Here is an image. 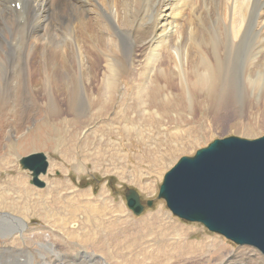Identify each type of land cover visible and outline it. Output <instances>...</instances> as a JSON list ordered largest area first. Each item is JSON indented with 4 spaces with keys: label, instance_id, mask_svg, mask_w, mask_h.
<instances>
[{
    "label": "rangeland",
    "instance_id": "rangeland-1",
    "mask_svg": "<svg viewBox=\"0 0 264 264\" xmlns=\"http://www.w3.org/2000/svg\"><path fill=\"white\" fill-rule=\"evenodd\" d=\"M9 30L5 29L1 42V73L23 71L28 57V64L40 71L36 70L31 81L34 92L22 93L32 115L23 131L25 139L6 141L0 131V264H100L93 257H100L106 264H216L220 257L229 264H264L260 251L262 255L212 234L200 224L174 217L165 202L157 199L163 176L179 158L194 155L214 139L235 136L251 140L264 136L262 110L256 100L247 107H238L236 117L215 121L210 115L207 92L189 76L193 84L197 82L192 88L193 107L185 88L182 93L173 89L172 96L166 99L163 92H153L149 108L164 105L165 109L160 125L152 126L150 120L140 118L141 110L131 105V90L122 79L115 81L118 86L114 100L102 103L100 76L107 65L100 51V56L91 53L83 58L89 72L94 68L96 72L92 73L98 72L93 91L68 90L64 95L59 92L54 99L50 91L41 92L36 87L74 81L55 77L67 67L64 54L58 52L60 42L55 43V52L45 60L39 47L33 50L30 43L21 45ZM85 43V50L89 49ZM101 46V51L109 52L106 45ZM256 46L249 43L241 50L240 71L252 65ZM126 49L125 56L129 53ZM222 53L228 55L230 49L223 46ZM125 88L129 92H124ZM9 92L0 87V102L13 96ZM242 92L244 85L234 94L239 97ZM64 96L79 107L78 116L66 114L49 121L47 108L55 104L62 108ZM172 128L189 132L182 137H168L175 133L167 132ZM36 153L43 154L48 164L46 174L38 176L42 188L34 186L32 173L19 165L22 158ZM127 189L136 190L144 205L137 216L126 206ZM147 201L150 207L145 205ZM246 250L253 253L247 254Z\"/></svg>",
    "mask_w": 264,
    "mask_h": 264
},
{
    "label": "bare ground",
    "instance_id": "bare-ground-1",
    "mask_svg": "<svg viewBox=\"0 0 264 264\" xmlns=\"http://www.w3.org/2000/svg\"><path fill=\"white\" fill-rule=\"evenodd\" d=\"M5 29H12L9 32L21 45L30 43L33 50L39 47L38 51H41L45 60L50 53L55 52V43L60 42L58 52L64 54L67 67L63 72L55 74V77L65 82L69 79L74 81L67 82V85L50 82L51 85L47 87L43 81L42 85L37 81L40 83L36 87L41 92L50 91L54 99L59 92L64 95L65 91L73 89L87 91L97 83L98 72L92 73L95 68L89 72L83 58L91 53L99 55L100 51L107 65L103 64L107 69L100 76L103 82L99 98L103 104L114 100V90L118 86L115 81L122 79L131 90V105L134 108L137 106V111L141 110L140 118L150 120L152 126H159L164 119L162 113L165 107L149 108L151 94L163 92L166 99L172 96L173 89L182 93L185 88L193 107L192 88L198 82L208 94L210 115L215 121L222 117H236L238 107H247L256 100L262 110L261 124L264 125V94L260 92L264 91V63L261 61L264 60V0H0V52L4 49L1 42L5 38ZM125 39L127 44L124 43ZM85 42L89 49L85 50ZM249 43H257V51L253 53V62L250 61L252 65L248 70L241 68L240 71L239 56L243 47ZM102 44L106 45L109 52L106 49L101 51ZM223 46L230 49L228 55L222 53ZM125 48H129L127 56L123 54ZM28 61L29 57L25 66H22L25 67L23 71L18 69L8 74L0 71V87L14 93L0 102V131L6 141L25 139L24 128L32 119L31 107L25 104L26 98L22 93L25 90L34 92L31 81L36 70L40 69H34ZM189 76L195 78L196 84L192 83ZM243 85L246 94L242 92L236 97L234 92L241 90ZM124 92L129 91L125 88ZM64 101L62 108L57 104H53L52 109L46 107L51 112H47L49 121L66 114L78 116L79 107L67 97ZM150 129L154 130V127ZM180 130L177 132L176 128L170 129L167 132L175 133L168 137H182L189 132L184 128ZM119 158L122 159V156ZM239 246H248L245 248L261 254L253 246ZM250 250L245 253H253ZM82 256L90 257L87 254ZM41 258L42 261L46 260L45 257ZM93 259L106 264L100 257ZM216 264L229 262L220 257Z\"/></svg>",
    "mask_w": 264,
    "mask_h": 264
},
{
    "label": "water",
    "instance_id": "water-1",
    "mask_svg": "<svg viewBox=\"0 0 264 264\" xmlns=\"http://www.w3.org/2000/svg\"><path fill=\"white\" fill-rule=\"evenodd\" d=\"M19 165L32 173L34 186L43 187L38 180L48 166L43 154L22 158ZM124 199L134 215L141 214L144 205L136 190L127 189ZM157 199L174 217L264 255V136L214 139L179 158L163 176Z\"/></svg>",
    "mask_w": 264,
    "mask_h": 264
}]
</instances>
